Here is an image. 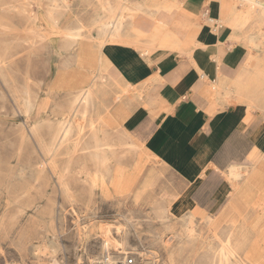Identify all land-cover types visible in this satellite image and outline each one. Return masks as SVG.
Masks as SVG:
<instances>
[{
  "label": "rangeland",
  "instance_id": "1",
  "mask_svg": "<svg viewBox=\"0 0 264 264\" xmlns=\"http://www.w3.org/2000/svg\"><path fill=\"white\" fill-rule=\"evenodd\" d=\"M23 1L0 0V11L11 14L0 16V24L6 25L0 26V51L5 55L0 72V264H92L89 259L93 262L103 253L123 251L135 253L138 264H211L221 241L237 250L226 264H252L241 254L246 246L237 245L232 232L222 240L220 233L206 231L205 223H195L193 216L174 218L161 200L149 198L148 183H136L137 177L130 180L122 164L134 149L117 142L125 136L119 129L105 126L107 111L99 115L94 103L90 104V118L98 136L104 137L106 155L102 153L100 161L89 157L94 126H89L90 113L74 116L68 111L78 92L70 90L88 82L75 79L78 69L88 78H105L108 70L104 66L97 70L93 22L102 8H109L114 16L120 5L115 0H45L44 8L58 4V9L52 7L56 9L53 18H48L44 8L31 0L34 17L27 18ZM136 3L151 4L149 0H129L125 6L136 7ZM128 11L136 21L144 17L143 12L130 10L122 16ZM246 20L252 22L250 34L263 40L256 49L264 51V16L249 11ZM66 26L81 28L73 44L64 41ZM123 31L131 34L130 38L123 35L124 41L133 45L127 17ZM187 32L184 26L179 37L183 39ZM138 44L144 45V40ZM77 51L85 54L79 64ZM254 60L258 70L264 58L255 55ZM91 88L94 100L93 82ZM25 100L31 106L27 112ZM74 117L81 124L80 131L73 127L71 137L50 156L47 146L57 121Z\"/></svg>",
  "mask_w": 264,
  "mask_h": 264
},
{
  "label": "crops",
  "instance_id": "2",
  "mask_svg": "<svg viewBox=\"0 0 264 264\" xmlns=\"http://www.w3.org/2000/svg\"><path fill=\"white\" fill-rule=\"evenodd\" d=\"M147 8L129 21L132 43L144 52L126 42L123 27H109L97 55V70L108 72L92 79L78 69L75 79L88 82L70 90L78 92L68 111L81 116L93 103L99 115L107 111L105 126L134 149L122 164L130 180L148 183L149 198L174 218L193 216L222 240L232 232L246 246L241 254L264 264V81L254 79L264 62L256 70L248 61L261 58L263 40L246 20L249 11L263 18L264 0H166ZM82 56L77 51V64ZM61 120V132L69 125L80 131L75 117ZM93 130L89 147L102 154L104 137Z\"/></svg>",
  "mask_w": 264,
  "mask_h": 264
},
{
  "label": "bare ground",
  "instance_id": "3",
  "mask_svg": "<svg viewBox=\"0 0 264 264\" xmlns=\"http://www.w3.org/2000/svg\"><path fill=\"white\" fill-rule=\"evenodd\" d=\"M30 1L31 0H25V1H23V3H22V6L24 7V6H26V10H27V13H24V14H26V16H27V18L29 17V18H33L34 16L32 15V13L30 12L31 11V9H30V5L32 4V3H34L35 4V6H40V7H43L44 5H45V0H33V2L32 3H30ZM48 1H50V0H48ZM98 2H103V1H106V0H97ZM116 2H117V5H120V7L118 8V10H117V12L115 13V15L113 16L112 14H111V10L108 8V9H105L104 10V8H102L103 10H101V12H100V15H99V17L97 18V19H95L94 20V22H93V25H94V27H95V29H96V37H94V39H96V46L98 47V48H100L101 47V45L105 42V40L107 39L106 37H107V35H108V30H109V27H113V33H118V31L123 27V22H124V19H125V17H127L128 19H129V21H130V19L131 20H135V19H133V18H131L132 16H133V14H130L129 15V11L126 13L127 14V16H122V13L123 12H125V11H127V10H130V11H134V12H137V11H139V12H143L144 13V11H146L145 9H144V6H146L145 4H141V3H136L135 5H136V7H132V8H129V7H127V6H125V4L126 3H129V0H115ZM160 1H166V0H149V2L151 3V4H153V5H155V4H158ZM151 4H148V6L149 5H151ZM148 6H146V7H148ZM23 7H22V11H20V12H23ZM52 7H54V8H56V9H58V4H52V3H49L48 4V8H44L43 9V12H44V15H46L48 18H53V13L56 11V9H53L52 10ZM68 7V6H67ZM154 11H156L157 10V8L156 9H153ZM59 11H57V13H58ZM4 14V15H3ZM8 16V15H11L10 14V12H9V10L8 11H0V16ZM144 15V14H143ZM54 22L55 23H57V20L55 21L54 20ZM0 26L1 27H6V25H4V24H0ZM92 28V27H91ZM79 29H81V28H79V27H68V26H66V30H63V37H64V41L66 42V43H75L76 41H78V38L80 37V31H79ZM61 32V31H60ZM37 36H39L40 37V34H38L37 33ZM82 37V36H81ZM109 40H112L113 39V36H111L110 38H108ZM260 53H261V58L260 59H263L264 58V51H260ZM250 58H249V62L250 63H252L253 64V67H255L256 66V61L254 60V57H255V55H250L249 56ZM4 59H5V55H4V51H0V72H1V70H2V68H3V62H4ZM264 75V73H257V72H255V74H254V79L255 80H257V78H262V77H264L263 76ZM91 95H92V91H88V94H87V96H86V98L85 99H87L88 97H91ZM23 99V98H22ZM23 105H24V111L25 112H27V111H30L31 110V106L27 103V101L25 100L24 102H23ZM89 112V111H88ZM85 113H87V111H86V107L84 108V110L81 112V116H84V114ZM78 125V124H77ZM89 126H92V125H89ZM62 127H63V122H62V120L61 119H59L58 121H57V124H56V129H55V131H54V135H53V137H52V139H51V141H50V145H49V142H48V146H47V152H49V154H50V156L51 155H54L59 149H60V147H61V144H62V142L63 141H65L67 138L69 139L71 136H70V130L73 128V127H76V125L74 126V125H69V128L67 129V130H65V132H61V129H62ZM91 131V137H93V140H92V138H91V143H94V142H96V140L94 139V133H95V131L91 128L90 129ZM263 133V132H262ZM264 137V136H263ZM74 143H76V141H74ZM74 145V144H73ZM52 146H54V148L52 147ZM75 146V145H74ZM56 147V148H55ZM88 149V151H89V157L90 158H92L93 160H95V161H100L101 160V158L102 157H104V155L103 154H105V153H103V152H105V150L102 152L103 154H98L95 150V148H94V145H92L91 144V146L89 147V148H87ZM103 155V156H102ZM106 155V154H105ZM102 156V157H101ZM262 158H264V155L262 156ZM106 167V165L103 167V168H105ZM243 171V170H242ZM243 173V172H242ZM22 176V175H21ZM95 177H97V174L95 175ZM92 182H94L93 180H92ZM93 185H94V183H93ZM63 187V186H62ZM163 215V214H162ZM192 217V216H191ZM182 220V219H181ZM188 222H190V223H192V219L191 218H188ZM80 227V226H79ZM193 227V226H192ZM187 228V227H186ZM195 228V227H194ZM193 228V229H194ZM120 229V228H119ZM125 229V228H124ZM111 231V230H110ZM120 231V230H119ZM190 231V230H189ZM108 233V232H107ZM49 244V243H48ZM51 244V243H50ZM107 244V243H106ZM40 246V245H39ZM38 246V247H39ZM58 246V245H57ZM102 246V245H101ZM41 248V247H40ZM43 248H45V247H43ZM54 248H55V246H54ZM103 248V247H102ZM106 248L104 247L103 248V250H105ZM124 249V248H123ZM236 248H233V247H231L230 246V244L228 243V241H221V244L219 245V248H218V250H217V253L214 255V257L216 256V257H218L217 258V260H214V257H213V259H212V263L211 264H215L216 262L218 263V264H226V262H228L229 260H230V258L232 257V256H234L236 253H237V250H235ZM34 250H36V249H34ZM56 250V249H55ZM55 250H54V252H55ZM38 251V250H37ZM57 251H58V249H57ZM105 252V251H104ZM124 253H127L126 251H123ZM35 253V252H34ZM52 253V252H51ZM100 253H101V251H100ZM37 254V253H36ZM45 254H46V252H45ZM54 254V253H53ZM52 254V255H53ZM111 254V253H110ZM114 255H115V253H114ZM109 255L108 253H103L100 257H102V256H107L108 258H114L115 256H117V255ZM144 254H142V256H143ZM82 257V256H81ZM100 257H98V258H100ZM89 258V257H88ZM98 258H96L93 262H92V260L93 259H89V262H91L92 264H94V262L98 259ZM81 259H83V258H81ZM145 260L146 259H144V262H145ZM84 261V260H83ZM207 263V262H206ZM54 264H57L55 261H54ZM80 264V263H79ZM238 264H240V263H238Z\"/></svg>",
  "mask_w": 264,
  "mask_h": 264
},
{
  "label": "built area",
  "instance_id": "4",
  "mask_svg": "<svg viewBox=\"0 0 264 264\" xmlns=\"http://www.w3.org/2000/svg\"><path fill=\"white\" fill-rule=\"evenodd\" d=\"M94 264H138L137 255L135 253H120L114 258H108L107 256H102L98 258Z\"/></svg>",
  "mask_w": 264,
  "mask_h": 264
}]
</instances>
